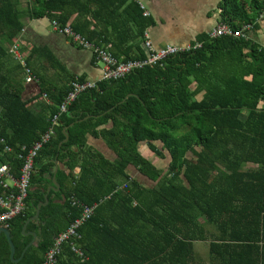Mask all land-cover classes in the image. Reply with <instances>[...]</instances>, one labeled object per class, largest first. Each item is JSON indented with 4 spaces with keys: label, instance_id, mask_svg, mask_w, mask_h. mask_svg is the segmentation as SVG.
<instances>
[{
    "label": "trees",
    "instance_id": "16d2710c",
    "mask_svg": "<svg viewBox=\"0 0 264 264\" xmlns=\"http://www.w3.org/2000/svg\"><path fill=\"white\" fill-rule=\"evenodd\" d=\"M139 1L0 0V160L5 145H33L58 115L54 136L35 159L26 210L10 222L15 259L33 240L23 228L45 201L59 159L62 190L51 192L30 223L40 241L19 264H42L55 237L81 216L80 203L98 204L80 230L87 259L67 244L58 264H264V47L250 36L202 33L193 43L201 47L99 81L63 113L72 81L85 77L68 71L48 46L33 45L27 64L38 82L26 87L9 53L22 42L26 19L47 18L120 61L146 59V33L156 19L145 16ZM220 9L219 24L234 30L253 24L256 31L264 0H221ZM49 70L64 74L61 84L48 78ZM66 127L70 140L61 146ZM89 136L103 139L114 155L90 145ZM142 144L170 159L167 168L144 155ZM20 166L15 159V176ZM197 243L208 244V260ZM0 264H15L4 234Z\"/></svg>",
    "mask_w": 264,
    "mask_h": 264
},
{
    "label": "built area",
    "instance_id": "2783aa9c",
    "mask_svg": "<svg viewBox=\"0 0 264 264\" xmlns=\"http://www.w3.org/2000/svg\"><path fill=\"white\" fill-rule=\"evenodd\" d=\"M141 7L145 10V16L151 13L147 9L145 2L139 1ZM264 17L262 15L261 19ZM53 29L66 36L70 42L78 47L91 51L96 59L103 62L105 65L104 75L100 80H83L75 79L71 83V89L60 105L59 113L67 110V107L76 100L82 93L98 88L99 81L102 80H118L122 79L131 72L142 69L148 65L153 66L163 62L166 58L176 55L183 51H188L193 48H199L201 43L188 46L168 45L165 48L157 49L151 41L150 35L146 33L145 48L148 52L146 59L120 61L110 50L107 48L95 45L83 35L74 32L69 25L61 27L57 22H52ZM254 28L253 24H248L244 28L234 30L228 24H219L214 30L210 32L212 38L233 35L235 37L249 38V32ZM21 41H15L9 47V53L14 59L19 62L25 72L26 84H34L38 82L36 75L27 64V59L21 50ZM47 99V95H43ZM58 115H55L52 120V126L42 134L41 138L33 145H23L19 149H14L9 145H5L2 153L4 161L0 160V225L8 226L9 223L16 217L20 216L26 210V201L29 196L30 187L33 179L34 163L40 150L45 144L51 141L55 134L54 126L57 125ZM0 144H5V140L1 138ZM21 162L19 175L15 176L12 164L15 159ZM10 180L13 185L10 186ZM77 203V202H76ZM82 207V214L79 218L73 221L69 227L56 236L53 246L47 252L45 260L42 264H58V259L64 251L65 245L69 244L72 250L83 260L87 257L84 251L79 246L78 242L82 239L80 232L82 226L89 221L98 206L86 205L80 203Z\"/></svg>",
    "mask_w": 264,
    "mask_h": 264
},
{
    "label": "crops",
    "instance_id": "0c3cea01",
    "mask_svg": "<svg viewBox=\"0 0 264 264\" xmlns=\"http://www.w3.org/2000/svg\"><path fill=\"white\" fill-rule=\"evenodd\" d=\"M147 1H149L148 6L146 5L147 9L156 19V25L150 28L148 33L150 35L151 41L153 42L154 46L157 49L165 48L168 45H176V46L193 45V43L197 41L199 35H201L202 33H210L219 25L221 20L222 10L221 9L218 10L219 3L221 2V0H147ZM39 20H33V21L28 20L26 30L22 34L21 50L26 56V59L33 45H46L49 47L52 53L57 57V60L60 61L71 73H74L78 76H84L86 80H100L103 77L105 65L103 66L102 65L103 62L98 61L95 55L91 51L78 47L77 45L70 42V40L66 36L56 32L52 27L51 21H49V25H46L45 23H42ZM31 33L33 35L30 37V39H32V37L34 36H37L40 38V41L43 42V44H34V43L32 44L31 42H29L30 39L28 37ZM249 36L257 44L264 47V17L259 22L258 29L256 31L255 30L250 31ZM47 66L50 65L48 64ZM47 76L51 81L57 82L58 84H61L62 81L61 78H64V74L53 70H49ZM33 86L35 85L26 84V87H33ZM89 143L90 145L105 152L109 157L114 155V153L108 149L107 143L103 139H97L93 136H89ZM143 145L144 144H142L141 147ZM144 147L147 148L145 145ZM157 161H159V159ZM167 161L169 164L170 159H167ZM54 165H55L54 175L49 177V179H51L52 181V184L50 185L49 189L54 185V180H55L60 187L52 191L58 193L62 190V185L57 178V173L59 172V170L64 169L65 165L62 162H60L59 159L55 160ZM160 167L165 168L163 167L162 164ZM79 171L80 170L77 169L76 172L78 173ZM12 185L13 183L10 180V186ZM50 194H49V198H50ZM1 227H7L10 229V223L8 226L0 225V228ZM32 232L38 234V239L36 241V244L33 245L36 246L40 241V234L36 231H28V228L26 231H24L23 228L24 235H26L25 233L29 234ZM26 236H32L34 240V236L32 234ZM16 252H17V248H16ZM23 257H24V253L20 259L14 258L15 260H19V262H15L14 259L13 258L12 259L15 264H19L23 259Z\"/></svg>",
    "mask_w": 264,
    "mask_h": 264
},
{
    "label": "water",
    "instance_id": "95a60500",
    "mask_svg": "<svg viewBox=\"0 0 264 264\" xmlns=\"http://www.w3.org/2000/svg\"><path fill=\"white\" fill-rule=\"evenodd\" d=\"M130 96H131V95H128V96L126 97L125 100H127V98H129ZM125 100H124V101H125ZM90 118H91V116H87V117L84 118V119L78 120V121H76L75 123L71 124L70 127L74 126V125L77 124V123H80V122H83V121H85V120H88V119H90ZM70 127H66L65 130H64L65 135H66V139L62 142L61 146H62L64 143H67V142L70 140V135H69V133H68V129H69ZM59 187H60L59 184L54 180V185L49 189L48 194L46 195V200H45L44 202H41V203L38 205V207L36 208V215L33 216L32 218L28 219V221L26 222V224H25V226H24V231L27 230L28 225H29V223H30L31 221L37 220V219L40 217L42 207H43V206H46V205H48V204L50 203V198H49V194H50V192H51L52 190H56V189L59 188ZM2 234H5V235L7 236V238H8V240H9V242H10L11 249H12V258L14 259V258H15V255H16V246H15V243H14L13 238H12L11 230H10L9 228H7V227H1V228H0V236H1ZM25 234H26V235L32 234V235L34 236V240H33V241L27 246V248L25 249L24 255H25V253L28 251V249H29L31 246H33V245L36 244V241H37V239H38V234L35 233V232L29 233V234L25 233ZM14 261H15V262H19V260H15V259H14Z\"/></svg>",
    "mask_w": 264,
    "mask_h": 264
},
{
    "label": "rangeland",
    "instance_id": "374dc122",
    "mask_svg": "<svg viewBox=\"0 0 264 264\" xmlns=\"http://www.w3.org/2000/svg\"><path fill=\"white\" fill-rule=\"evenodd\" d=\"M145 4L148 6V2L147 0H144ZM23 7H25L27 4H26V1H23L22 3ZM146 6V7H147ZM26 21L28 22V19H26ZM40 22L42 23H45L46 25H49V20L44 18L42 20H39ZM33 34L31 33L29 35V39L30 37L32 36ZM32 44H43V42L40 41V38L37 37V36H34L32 37V39H30V41ZM102 65L104 66V63H102ZM199 98L201 99L202 98V95L199 96ZM147 148L144 147V145L141 147V150H142V153L144 155H146L150 160H152L157 166H161V164L163 165V167L167 168V164H168V161L167 160H161L158 156H156L153 152H151L148 148L147 145H145ZM159 159V161H157ZM136 174V173H135ZM134 174V176H136ZM211 228V227H210ZM197 251H198V254L200 256H202L205 260H208L209 256V249H208V244L206 243H197Z\"/></svg>",
    "mask_w": 264,
    "mask_h": 264
}]
</instances>
